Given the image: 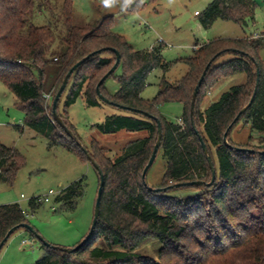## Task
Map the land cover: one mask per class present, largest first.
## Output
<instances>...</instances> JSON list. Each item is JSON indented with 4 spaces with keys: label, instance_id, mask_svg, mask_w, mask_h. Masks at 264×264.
I'll return each instance as SVG.
<instances>
[{
    "label": "trees",
    "instance_id": "trees-1",
    "mask_svg": "<svg viewBox=\"0 0 264 264\" xmlns=\"http://www.w3.org/2000/svg\"><path fill=\"white\" fill-rule=\"evenodd\" d=\"M32 5L33 0H0V83L15 96V105L24 112L22 125L14 127L20 130L27 126L47 138L50 146L71 151L81 161H90L76 140L53 119L52 100L72 65L101 49L71 73L57 102V114L73 132L66 110L80 96L87 106L102 101L95 87L116 60L111 50L114 48L120 55L118 66L122 68L116 77L119 89L110 95L104 88L112 72L99 86L100 93L113 106L139 109L159 120L162 137L158 151H162L167 163L161 184L149 189L141 173L157 137L155 119L124 108L121 113L107 115L97 124L101 132L145 130L147 135L127 142L114 158L107 156L94 141L91 149L85 147L103 175L95 227L86 242L70 251L62 249L70 247L41 242L45 254L35 264H264V60L259 56L264 32L257 33L261 35L258 37H252L253 34L216 38L200 45L193 49L191 57L180 59L188 69L177 83L163 81L152 100H144L141 91L148 73L159 66L167 69L161 59L162 45L134 50L122 35L113 31L112 15L93 25H75L72 0H62L64 47L52 60L56 77L46 90L44 75L48 60L44 49L52 40V32L48 26L28 24ZM138 5L139 0L131 8ZM256 8L255 0H213L196 15L204 28L217 19L247 25L254 22ZM225 53L232 54V58L215 65ZM208 62L191 115L192 94ZM236 73H244L245 82L231 86L203 109L202 98L211 86ZM46 95H50V101ZM252 95L249 106L234 121ZM62 98L61 113L58 104ZM167 101L182 104L180 122L167 120L159 113L158 105ZM240 120L255 132L257 144L251 143L254 134L249 135L246 144L231 141L230 132ZM226 130L229 145L223 139ZM200 140L216 172L210 185L206 183L211 179V169ZM235 147L253 151H237ZM22 165L19 151L0 141V180L12 183ZM195 180L204 183L193 185L199 188L198 194L188 198L169 194L170 190ZM84 185V178H80L55 196L61 209L75 208ZM37 198L29 200L32 212L42 201ZM24 212L17 202L0 204V241L11 227L29 224L28 213ZM147 246H151L152 253Z\"/></svg>",
    "mask_w": 264,
    "mask_h": 264
},
{
    "label": "rangeland",
    "instance_id": "rangeland-1",
    "mask_svg": "<svg viewBox=\"0 0 264 264\" xmlns=\"http://www.w3.org/2000/svg\"><path fill=\"white\" fill-rule=\"evenodd\" d=\"M213 0H143L138 7L129 8L127 12L120 9H104L99 0H72V23L75 25H93L106 15H112L113 31L122 35L134 50L160 47L162 63L167 69L159 66L153 68L146 76V84L141 91L144 100H152L164 84L177 83L187 72V64L181 58L193 55V45H200L216 38H242L255 33L264 32V0L257 3L254 22L240 25L231 20L217 19L209 28H204L198 16ZM62 0H33L28 24L48 26L52 32V40L44 49L48 60L45 67L44 87L50 89L55 82L56 66L54 57L63 50L62 37L66 27L61 15ZM264 60V45L259 50ZM232 58L225 53L215 61V65ZM119 65L114 74L104 82V88L110 95L119 89L117 75L121 73ZM245 82L244 73H236L214 83L201 102L205 109L210 103L230 89L231 86ZM50 101V99H49ZM15 96L0 83V141L16 148L23 165L16 172L12 183L0 180V204L17 202L21 209L28 213V222L33 230L47 243L62 247H71L80 242L89 232L94 204L98 189V174L90 161H81L76 154L61 147L50 146L49 141L35 130L24 126L22 129L13 127L22 125L24 112L15 105ZM63 112V98L58 104ZM68 120L80 143L91 149L94 141L105 150L110 158L122 152L129 141L143 138L145 130H119L114 133H103L97 128L107 115L121 113L123 110L111 104L100 102L96 106H87L80 96L67 108ZM159 113L170 121H179L182 114L180 102H162L158 105ZM180 122V121H179ZM250 125L243 120L238 121L230 132V139L236 144L249 142V135L254 134ZM252 144H257L253 135ZM166 158L162 151L149 167L145 183L149 187L161 184L166 171ZM84 178V193L72 210L61 209L55 196L70 183ZM50 191L53 194H49ZM200 192L193 185H185L169 191L172 196L180 198L192 197ZM49 197L42 200L32 212L29 200L33 197ZM26 240V243H22ZM155 249L158 243H154ZM147 251L152 253L151 246ZM45 254L41 241L24 228H18L7 239L0 250V264H35Z\"/></svg>",
    "mask_w": 264,
    "mask_h": 264
},
{
    "label": "water",
    "instance_id": "water-1",
    "mask_svg": "<svg viewBox=\"0 0 264 264\" xmlns=\"http://www.w3.org/2000/svg\"><path fill=\"white\" fill-rule=\"evenodd\" d=\"M111 50L115 53L116 55V60L115 62L113 63V65L109 68V70L98 80L97 84H96V87H95V90H96V93L98 95V97L105 103H112L109 99H107L105 96H103L101 93H100V90H99V86L104 82V80L108 77L109 74H111L112 72H114V70L117 68L118 64H119V60H120V55L118 53V51L114 48H111ZM101 49H98L96 51H93L91 53H89L88 55H86L85 57L81 58L80 60H78L75 64L72 65V67L69 69V71L66 73V75L64 76L63 80H62V83L60 84V86L58 87L55 95H54V98L52 100V117L53 119L58 123V125H60L63 130L65 131V133L74 138L76 140V142L78 143V145L81 147V149L84 151V153L87 155V157L89 158L90 162L92 163V165L94 166V168L98 171L99 173V186H98V189H97V195H96V199H95V204H94V211H93V219H92V223H91V226H90V229H89V232L88 234L77 244L75 245L74 247H70V248H62L66 251H70V250H73L75 248H78L82 243L86 242V240L89 238L92 230L94 229L95 227V224H96V221H97V217H98V214H99V207H100V197H101V191H102V185H103V175H102V172L100 170V168L98 167L97 163L89 156L88 154V151L87 149L85 148V146H83L80 141L77 139V137L73 134V132L71 130H69L63 123V121L61 120L60 116L57 114V111H56V106H57V102L60 98V96L62 95V92L63 90L65 89L66 85H67V82H68V79L71 75V73L82 63L84 62L87 58H89L91 55L95 54L96 52H100ZM210 65V62L207 63V65L205 66V69L202 73V75L200 76L199 80H198V83L197 85L195 86L194 88V92L192 94V99H191V107H190V114L192 115V112H193V106H194V102H195V98H196V94H197V91H198V88L202 82V79L204 77V74L206 73V70L208 69ZM253 96H251L248 104L235 116L234 118V121H236L239 117V115L241 114V112H243L250 104V102L252 101L253 99ZM119 107L121 108H124V109H128L130 111H134V112H137V113H141V114H144L148 117H151V118H154L156 123H157V137H156V140H155V143L153 145V149H152V152H151V155L148 159V162L146 163L145 167L143 168L142 170V173H141V178L144 180L145 179V176H146V173L149 169V167L152 165L155 157H156V154H157V151H158V148H159V145H160V140H161V137H162V132H161V124L159 122V120L154 117L153 115L147 113V112H144L142 110H139V109H135V108H131V107H127V106H122V105H118ZM227 130L224 132L223 134V139H224V142L228 144L227 142V139H226V135H227ZM201 141V147L206 155V158L208 160V163H209V166H210V169H211V179L208 183H206V185H210L214 179H215V176H216V172H215V169L213 167V164L211 162V158H210V155L207 151V148L204 144V142L202 140ZM229 145V144H228ZM235 149L237 151H249V152H252L253 150L252 149H247L245 147H235ZM264 152V151H263ZM146 184V183H145ZM182 183H176L175 185L176 186H179L181 185ZM184 184H189V185H201V184H204L202 181L200 180H195V181H191V182H187V183H184ZM149 189H152V187H149ZM155 190H158V189H155ZM18 228H24V229H27L28 231H30L31 233H33L44 245H49V243H47L41 236H39L34 230H33V227L28 224V223H21V224H18V225H15L13 227H11L5 234V236L2 238V240L0 241V250L2 248V246L5 244V242L7 241V239L10 237V235L15 231L17 230ZM55 248H59L57 246H53Z\"/></svg>",
    "mask_w": 264,
    "mask_h": 264
},
{
    "label": "clouds",
    "instance_id": "clouds-1",
    "mask_svg": "<svg viewBox=\"0 0 264 264\" xmlns=\"http://www.w3.org/2000/svg\"><path fill=\"white\" fill-rule=\"evenodd\" d=\"M137 3V0H99V4L106 10H112L119 8L121 12H127V10ZM139 3H143V0H139Z\"/></svg>",
    "mask_w": 264,
    "mask_h": 264
},
{
    "label": "built area",
    "instance_id": "built-area-1",
    "mask_svg": "<svg viewBox=\"0 0 264 264\" xmlns=\"http://www.w3.org/2000/svg\"><path fill=\"white\" fill-rule=\"evenodd\" d=\"M258 36H261V35L255 33L252 37H258ZM195 48H197V46H196V45H193V49H195ZM46 98L49 100V99H50V95H46ZM49 194H53V192L50 191ZM37 200L48 201V200H49V197H48V196H45L44 198L39 197V198H37ZM24 213L26 214V212H24ZM26 215H27V214H26ZM22 243H26V240H22Z\"/></svg>",
    "mask_w": 264,
    "mask_h": 264
},
{
    "label": "crops",
    "instance_id": "crops-1",
    "mask_svg": "<svg viewBox=\"0 0 264 264\" xmlns=\"http://www.w3.org/2000/svg\"><path fill=\"white\" fill-rule=\"evenodd\" d=\"M255 13H256V11H255ZM195 14H197V11H195ZM255 19V18H254ZM14 127V126H13ZM23 128V127H22Z\"/></svg>",
    "mask_w": 264,
    "mask_h": 264
}]
</instances>
